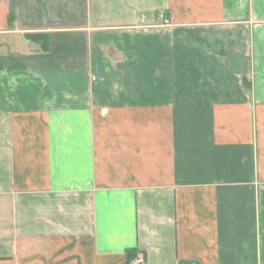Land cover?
Here are the masks:
<instances>
[{
  "label": "crops",
  "instance_id": "1",
  "mask_svg": "<svg viewBox=\"0 0 264 264\" xmlns=\"http://www.w3.org/2000/svg\"><path fill=\"white\" fill-rule=\"evenodd\" d=\"M133 248L264 264V0H0V264Z\"/></svg>",
  "mask_w": 264,
  "mask_h": 264
},
{
  "label": "trees",
  "instance_id": "2",
  "mask_svg": "<svg viewBox=\"0 0 264 264\" xmlns=\"http://www.w3.org/2000/svg\"><path fill=\"white\" fill-rule=\"evenodd\" d=\"M137 254L136 249H127L125 251V261L123 264H134V261L137 259Z\"/></svg>",
  "mask_w": 264,
  "mask_h": 264
},
{
  "label": "built area",
  "instance_id": "3",
  "mask_svg": "<svg viewBox=\"0 0 264 264\" xmlns=\"http://www.w3.org/2000/svg\"><path fill=\"white\" fill-rule=\"evenodd\" d=\"M161 18H163V16L161 15L160 16ZM164 24H167V21L164 20ZM144 263V258L139 256L135 261H134V264H143Z\"/></svg>",
  "mask_w": 264,
  "mask_h": 264
}]
</instances>
